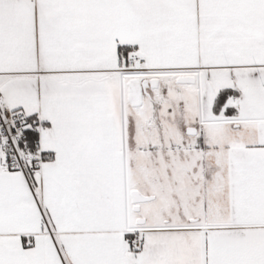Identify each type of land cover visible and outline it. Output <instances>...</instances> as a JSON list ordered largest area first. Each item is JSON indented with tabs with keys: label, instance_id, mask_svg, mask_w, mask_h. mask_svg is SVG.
Here are the masks:
<instances>
[{
	"label": "snow or ice",
	"instance_id": "1",
	"mask_svg": "<svg viewBox=\"0 0 264 264\" xmlns=\"http://www.w3.org/2000/svg\"><path fill=\"white\" fill-rule=\"evenodd\" d=\"M0 264H264V0H0Z\"/></svg>",
	"mask_w": 264,
	"mask_h": 264
}]
</instances>
